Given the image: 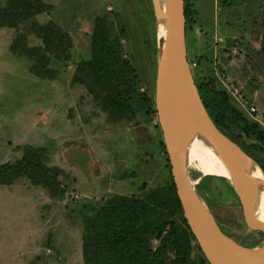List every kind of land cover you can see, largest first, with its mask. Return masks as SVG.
I'll return each instance as SVG.
<instances>
[{"label": "rangeland", "instance_id": "1", "mask_svg": "<svg viewBox=\"0 0 264 264\" xmlns=\"http://www.w3.org/2000/svg\"><path fill=\"white\" fill-rule=\"evenodd\" d=\"M6 1L0 0V9ZM42 1L52 9L33 20L55 22L67 38L43 45L33 20L0 28V166L20 160L26 146L44 149L45 165L62 171L67 190L53 198L25 177L13 186L0 185V264H83L84 221L109 197H142L173 182L154 104L161 38L152 0ZM183 1L189 12L185 38L193 78L218 88L208 73L213 67L215 73V64L199 60L193 66L194 61L206 53L212 57L204 32L213 25L219 26L220 36L236 35L230 58L242 75L219 82V89L264 130V0ZM96 18L135 74L133 115L117 121H110L85 86L73 81L88 76L79 66L89 59ZM224 135L264 172V147L253 136L240 126ZM196 188L234 244L251 247L264 238V217L247 208L223 179L209 175ZM157 243L149 237L150 247ZM202 257L194 244L191 261ZM172 258L168 253L166 262Z\"/></svg>", "mask_w": 264, "mask_h": 264}, {"label": "trees", "instance_id": "2", "mask_svg": "<svg viewBox=\"0 0 264 264\" xmlns=\"http://www.w3.org/2000/svg\"><path fill=\"white\" fill-rule=\"evenodd\" d=\"M51 9V4L42 0H7L6 6L0 9V28H13ZM184 15L187 23L189 12L185 6ZM33 21V30L43 45L55 38H67L55 22L40 25ZM91 31L89 59L79 66L88 76L73 81L85 86L110 121L132 116L130 104L137 90L133 68L121 58L118 43L111 38L100 18L94 20ZM199 60H206L207 66L213 67L212 57L207 53L197 57L194 63ZM212 70L208 73L218 88L193 79L215 126L223 134L240 126L246 135L253 136L264 147V130L250 123L226 90L219 89L214 67ZM160 145L163 148L162 141ZM44 160V149L26 146L20 160L0 166V184L9 185L25 177L30 185L45 189L50 197L61 198L67 190L62 171L47 167ZM171 218L175 220H169ZM149 237L158 242L155 248L149 246ZM194 244L196 241L183 218L172 182L142 197H109L93 217L84 221L81 257L83 264H208L203 257L198 263L191 261ZM170 252L173 258L166 262Z\"/></svg>", "mask_w": 264, "mask_h": 264}, {"label": "water", "instance_id": "3", "mask_svg": "<svg viewBox=\"0 0 264 264\" xmlns=\"http://www.w3.org/2000/svg\"><path fill=\"white\" fill-rule=\"evenodd\" d=\"M156 2L152 0L153 10ZM165 16L156 54L154 104L183 218L208 264H264V250L238 246L221 232L212 209L197 191L203 178L217 176L247 208L264 217V202L247 190L231 148L241 152L215 126L199 96L187 60L184 1L166 0ZM190 115L208 131L221 162V168L199 176L188 174L179 153L183 125Z\"/></svg>", "mask_w": 264, "mask_h": 264}, {"label": "bare ground", "instance_id": "4", "mask_svg": "<svg viewBox=\"0 0 264 264\" xmlns=\"http://www.w3.org/2000/svg\"><path fill=\"white\" fill-rule=\"evenodd\" d=\"M156 1L154 8L155 29L157 34L162 36L166 22V0ZM197 121L193 115H190L185 120L179 144L181 162L191 176H199L207 170L221 168L217 150L208 131L202 125H199L200 123ZM231 152L247 190L256 200L264 202L263 171L252 160L241 155L235 148H231ZM205 164L210 165L212 168H207V166H204ZM251 247L264 250V238Z\"/></svg>", "mask_w": 264, "mask_h": 264}, {"label": "crops", "instance_id": "5", "mask_svg": "<svg viewBox=\"0 0 264 264\" xmlns=\"http://www.w3.org/2000/svg\"><path fill=\"white\" fill-rule=\"evenodd\" d=\"M219 26L218 25H213L211 29H209L207 32H204L206 34V38H209L210 41V46L208 48L211 51L212 54V62L215 64V75L219 82L224 83L225 80L231 81L233 80H239L241 74V69L240 67H237V64L234 62L232 57L230 58L231 53L235 52V47L232 46L231 42L236 38V35H229L227 37H223L218 35L219 33ZM210 33V34H209ZM230 52V54H229ZM206 53V52H204ZM225 54L227 55V58H222V55ZM224 57V56H223ZM221 71V72H220ZM223 80H222V78ZM263 100L264 104V98H260V100ZM18 180V179H17ZM6 185V184H0L3 187H9L13 186L15 182Z\"/></svg>", "mask_w": 264, "mask_h": 264}, {"label": "built area", "instance_id": "6", "mask_svg": "<svg viewBox=\"0 0 264 264\" xmlns=\"http://www.w3.org/2000/svg\"><path fill=\"white\" fill-rule=\"evenodd\" d=\"M196 64L194 63L193 66H195ZM251 111L255 112V109L251 108L250 109Z\"/></svg>", "mask_w": 264, "mask_h": 264}]
</instances>
